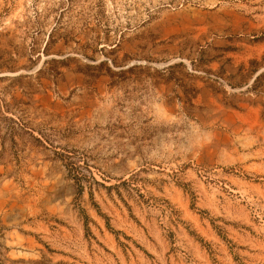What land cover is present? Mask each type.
<instances>
[{
    "label": "rangeland",
    "instance_id": "obj_1",
    "mask_svg": "<svg viewBox=\"0 0 264 264\" xmlns=\"http://www.w3.org/2000/svg\"><path fill=\"white\" fill-rule=\"evenodd\" d=\"M0 111V264H264V0H0Z\"/></svg>",
    "mask_w": 264,
    "mask_h": 264
},
{
    "label": "trees",
    "instance_id": "obj_2",
    "mask_svg": "<svg viewBox=\"0 0 264 264\" xmlns=\"http://www.w3.org/2000/svg\"><path fill=\"white\" fill-rule=\"evenodd\" d=\"M0 120H4V121H6V120H12V121H14L13 118L5 116L4 114H2L1 111H0ZM1 127L2 126L0 124V137L2 139L8 137L9 135H11V136L14 135L15 129H14L13 125H10L9 127L5 128V132L3 134H2V129L3 128H1ZM110 229H112V228H110Z\"/></svg>",
    "mask_w": 264,
    "mask_h": 264
}]
</instances>
